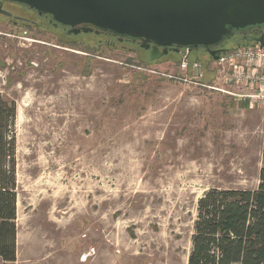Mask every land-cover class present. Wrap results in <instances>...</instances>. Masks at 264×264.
I'll use <instances>...</instances> for the list:
<instances>
[{
  "label": "rangeland",
  "instance_id": "rangeland-1",
  "mask_svg": "<svg viewBox=\"0 0 264 264\" xmlns=\"http://www.w3.org/2000/svg\"><path fill=\"white\" fill-rule=\"evenodd\" d=\"M6 8L46 27L0 17V96L17 104L15 264H188L204 193L260 184L264 108L178 80L175 54L151 62ZM191 57L212 81L213 59Z\"/></svg>",
  "mask_w": 264,
  "mask_h": 264
},
{
  "label": "water",
  "instance_id": "water-1",
  "mask_svg": "<svg viewBox=\"0 0 264 264\" xmlns=\"http://www.w3.org/2000/svg\"><path fill=\"white\" fill-rule=\"evenodd\" d=\"M27 6L56 24L70 28L68 35L110 33L120 39L150 44L151 62L169 51L205 49L214 61L220 47L237 31L264 29V0H5ZM11 16V15H10ZM264 48V33L244 37ZM160 48H163L160 51Z\"/></svg>",
  "mask_w": 264,
  "mask_h": 264
},
{
  "label": "trees",
  "instance_id": "trees-1",
  "mask_svg": "<svg viewBox=\"0 0 264 264\" xmlns=\"http://www.w3.org/2000/svg\"><path fill=\"white\" fill-rule=\"evenodd\" d=\"M16 118V102L0 96V258L9 264L17 261ZM188 264H264V169L256 190L204 193Z\"/></svg>",
  "mask_w": 264,
  "mask_h": 264
},
{
  "label": "built area",
  "instance_id": "built-area-1",
  "mask_svg": "<svg viewBox=\"0 0 264 264\" xmlns=\"http://www.w3.org/2000/svg\"><path fill=\"white\" fill-rule=\"evenodd\" d=\"M191 54L187 49L181 51L179 69L183 76L178 80L227 94L246 102L250 109L264 108V48L259 43L240 45L223 53L218 61L213 60L212 81H208L209 73Z\"/></svg>",
  "mask_w": 264,
  "mask_h": 264
},
{
  "label": "flooded vegetation",
  "instance_id": "flooded-vegetation-1",
  "mask_svg": "<svg viewBox=\"0 0 264 264\" xmlns=\"http://www.w3.org/2000/svg\"><path fill=\"white\" fill-rule=\"evenodd\" d=\"M9 4H16V3H12V2H8V1H5V0H0V17H5L7 19H9L15 26H22V27H26L28 29H31V28H36L38 30H42V29H46V27L44 26V23L43 25L40 24V23H37L33 20H30V19H25L23 17H20V16H17L15 15L14 13L10 12L6 6H9ZM37 13V12H36ZM11 15V16H10ZM40 16V18H42V20L48 24V26H51L53 27L54 29H62L63 31H65L67 34H68V31L70 28H67V27H64L62 25H59V24H56L54 21H52L51 17L50 16H47V15H38ZM83 33V32H82ZM95 33V32H94ZM262 33H264V29H261V30H254V29H244V30H240V31H237L235 33V35L231 38H235L236 37V42L237 44H241V43H249L245 40H243L244 37H259ZM99 34H103L105 35L106 37H108L110 40H114L116 42H119V43H124V42H129V43H132L134 45H138L141 49L142 48V44L140 41H137V42H131L129 40H127L126 38H118V37H115L113 36L112 34L110 33H99ZM98 34V35H99ZM230 39V40H231ZM102 40H100L101 42ZM229 41V40H228ZM108 43H111V42H108ZM114 46H115V43H114ZM154 48V44H150V48L148 50H145V52L147 53V56L149 58L150 56V53L151 51L153 50ZM221 48V47H220ZM222 49V48H221ZM163 48H160V51H162ZM182 50H180L179 53H175V52H171L169 51V54L167 56H169L170 54H175L177 56L180 55ZM199 51H203L205 53H207V51L205 49H200ZM208 54V53H207ZM209 55V54H208ZM210 56V55H209ZM166 57V56H165ZM211 57V56H210ZM164 58V57H163ZM162 59V58H161Z\"/></svg>",
  "mask_w": 264,
  "mask_h": 264
}]
</instances>
